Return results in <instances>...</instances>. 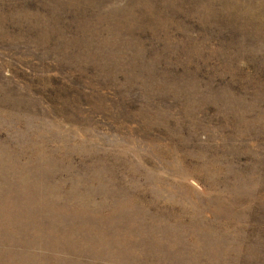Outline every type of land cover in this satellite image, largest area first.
<instances>
[{
  "label": "rangeland",
  "instance_id": "374dc122",
  "mask_svg": "<svg viewBox=\"0 0 264 264\" xmlns=\"http://www.w3.org/2000/svg\"><path fill=\"white\" fill-rule=\"evenodd\" d=\"M0 264H264V0H0Z\"/></svg>",
  "mask_w": 264,
  "mask_h": 264
}]
</instances>
